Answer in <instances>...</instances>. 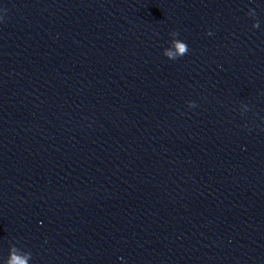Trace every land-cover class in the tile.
<instances>
[{
	"label": "clouds",
	"instance_id": "1",
	"mask_svg": "<svg viewBox=\"0 0 264 264\" xmlns=\"http://www.w3.org/2000/svg\"><path fill=\"white\" fill-rule=\"evenodd\" d=\"M3 11H6L3 10ZM3 20V17L0 16V21ZM259 27V21H256L253 23V28H258ZM208 34H211L210 32ZM173 36H178V32H172ZM173 46L175 48V52L172 50H165L164 55L169 57V58H175L177 55L179 56H184L185 54L188 53V45L186 43H183L179 40H174L173 41ZM31 258V254L27 253L24 255H18L17 250L13 248L10 252V257L7 260L6 264H28V260Z\"/></svg>",
	"mask_w": 264,
	"mask_h": 264
}]
</instances>
